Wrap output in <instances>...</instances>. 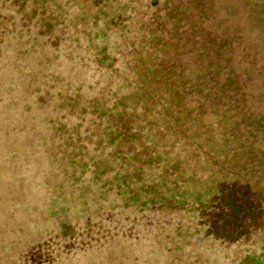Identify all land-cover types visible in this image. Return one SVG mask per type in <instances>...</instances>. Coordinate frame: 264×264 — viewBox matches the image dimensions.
Masks as SVG:
<instances>
[{
  "label": "rangeland",
  "instance_id": "374dc122",
  "mask_svg": "<svg viewBox=\"0 0 264 264\" xmlns=\"http://www.w3.org/2000/svg\"><path fill=\"white\" fill-rule=\"evenodd\" d=\"M172 1L0 0V264H257L264 206L220 191L263 169Z\"/></svg>",
  "mask_w": 264,
  "mask_h": 264
},
{
  "label": "trees",
  "instance_id": "16d2710c",
  "mask_svg": "<svg viewBox=\"0 0 264 264\" xmlns=\"http://www.w3.org/2000/svg\"><path fill=\"white\" fill-rule=\"evenodd\" d=\"M172 2V9L181 15L180 23L190 24L192 40H187L197 75L192 79L187 78L192 86L189 97H194V101L197 97L196 102L203 105L202 108L206 105L216 116H219V110L224 109L233 117H242V123L247 128V133L243 132L242 150L263 169L258 176L259 168H253L256 170L253 177L258 176L253 185L222 186L220 199H225L227 206L235 211L253 210L240 209L238 205L241 199L247 203L252 195L259 200L260 206H264V186L260 185L261 181L264 182V0ZM177 96L178 99L185 97L184 94ZM205 114L206 111L201 110L197 113L201 116ZM235 139L239 140L236 136ZM231 157L233 163L237 164L235 156ZM256 212L260 217L258 210ZM250 226L252 224L247 228L243 226L239 233L235 229L234 239L250 236ZM254 229L263 236L264 242L262 228L255 226ZM223 232L226 236L230 234L226 228H223ZM262 248L259 254H255L257 256L250 258L252 263L264 264V245ZM30 253L29 250L26 252L27 257H31Z\"/></svg>",
  "mask_w": 264,
  "mask_h": 264
}]
</instances>
